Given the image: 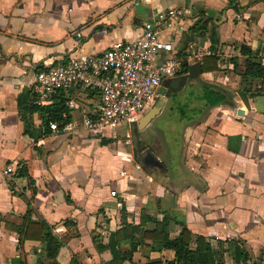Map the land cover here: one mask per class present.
<instances>
[{
	"label": "crops",
	"instance_id": "1",
	"mask_svg": "<svg viewBox=\"0 0 264 264\" xmlns=\"http://www.w3.org/2000/svg\"><path fill=\"white\" fill-rule=\"evenodd\" d=\"M167 7L190 11L185 28L173 36L178 51L212 48L228 57L223 64L218 56L225 70L201 75L217 76L215 86L231 95L211 108L202 102L204 111L197 114L206 111L205 117L196 121V114L185 123L177 154L158 136L156 116L137 131L141 150L152 149L164 164L162 174L137 167L132 125L139 120L102 135L49 130L43 112L29 106L36 72L73 51L100 53L114 41L135 39L144 21ZM199 19L208 20L204 36L189 32ZM241 44L258 50L264 64V0H0V264H41L44 242L23 240L18 230L27 219L53 226L63 241L60 264L72 257L105 264L111 249L99 251L95 235L106 245L124 213L139 224L142 210L162 219V209L176 219L170 236L185 221L191 246L209 243L216 264H264V91L251 97L238 88L231 57L245 62ZM63 98L75 105L68 107L73 116L100 100L96 91L79 87ZM101 137L113 140L102 144ZM160 145L168 149L167 160ZM8 165L13 172H4ZM155 227L153 220L145 225ZM174 257L173 250L147 239L124 264H166Z\"/></svg>",
	"mask_w": 264,
	"mask_h": 264
},
{
	"label": "built area",
	"instance_id": "2",
	"mask_svg": "<svg viewBox=\"0 0 264 264\" xmlns=\"http://www.w3.org/2000/svg\"><path fill=\"white\" fill-rule=\"evenodd\" d=\"M189 14L184 7L161 9L153 19L144 21L139 37L114 41L100 53L73 51L65 60L36 72L31 102L38 106L54 103L74 87L94 90L100 97L93 110L79 116H73L70 109L64 111L60 120L49 121L50 130H88L98 135L114 131L142 117L159 97L164 78L188 72V65L205 55L222 56L223 64L228 63L226 55L212 48L188 49L186 57L178 55L173 36L185 28ZM13 171L11 165L4 169L5 173ZM111 193L117 194L116 190Z\"/></svg>",
	"mask_w": 264,
	"mask_h": 264
},
{
	"label": "trees",
	"instance_id": "3",
	"mask_svg": "<svg viewBox=\"0 0 264 264\" xmlns=\"http://www.w3.org/2000/svg\"><path fill=\"white\" fill-rule=\"evenodd\" d=\"M207 21L197 20L189 28V32L192 35L204 36L207 29ZM216 35V29H212L210 36L215 42L214 37ZM240 53L246 58L244 63H241L239 57H231L232 70L239 75V90L241 93H245L248 96H254L255 92L264 91V64L262 61V55L258 50H253L247 44H241ZM187 46L178 51V55L186 57L189 53L186 51ZM202 71L210 72L214 70H223L224 68L219 64V57L215 55H205L201 57ZM260 81L258 84L257 82ZM201 93L198 95V99L204 104V108H211L219 104L227 102L231 93L220 86H215L208 82L201 83ZM20 106L23 105L22 101H19ZM32 109L41 110L44 114V123L50 130L48 123L51 120H60L64 111H69L68 106L61 94L54 103L47 106H38L32 102L29 103ZM204 108H197L196 111L203 113ZM193 118V117H192ZM191 118V119H192ZM48 130V131H49ZM112 138L101 137L102 144H107L112 141ZM20 174H25L26 170L21 167ZM123 203H121L122 206ZM124 213L125 208L122 206ZM30 210H27L28 215ZM164 216L162 219L149 216L144 210L141 212V221L139 224H134L127 221L125 213L123 214V224L115 232L110 235L109 243L102 245L97 241V236L93 238L95 240L96 247L99 251L105 248H110L112 252V258L105 264H124L126 261H130L133 257V253L139 245L145 244L147 239H150L152 243L159 242L164 248L171 249L175 252V257L172 260H168L166 264H216L215 259L209 243H206L204 249L193 248L191 246L192 231L188 228L185 221H181L182 228L180 232L175 236H170L171 224L176 221L175 217L168 213L167 209H162ZM148 220L156 222V227L152 230H147L145 225ZM21 232V238L24 239H37L44 242V250L40 255L41 264H60L58 261V255L61 247L63 246L62 239L53 231V226L45 220L33 221L30 219L25 220L18 228ZM128 243V247L123 249L121 245ZM69 264H80L79 261L72 257ZM146 264H161L160 262H148Z\"/></svg>",
	"mask_w": 264,
	"mask_h": 264
},
{
	"label": "rangeland",
	"instance_id": "4",
	"mask_svg": "<svg viewBox=\"0 0 264 264\" xmlns=\"http://www.w3.org/2000/svg\"><path fill=\"white\" fill-rule=\"evenodd\" d=\"M225 70V69H224ZM218 80L207 79L202 75L195 77L193 79H189L187 83L177 89L176 91H171L170 94L166 93L167 100L165 104L162 106L161 111L153 120V125L155 129H158V136L163 138L167 145L170 147L174 154L178 152V145L182 139V132L184 129V125L187 121H189L192 116L193 118L197 114L195 108L200 107L202 101L198 99V95L201 93V83H215L214 85H218L220 82ZM240 79L238 80V84ZM218 83V84H217ZM227 87L229 90L234 93V89L231 87L233 83L231 80L227 81ZM238 84L236 86H238ZM222 85V84H221ZM157 99L155 100V102ZM195 107V108H194ZM194 108V109H193ZM206 113V111H205ZM204 113V114H205ZM196 115V121L205 117V115ZM194 122V121H193ZM119 128V127H118ZM109 130H105V133H109ZM132 144V138L131 142ZM161 151V156L164 160L168 158V149L165 146L162 147L160 145L159 152Z\"/></svg>",
	"mask_w": 264,
	"mask_h": 264
},
{
	"label": "water",
	"instance_id": "5",
	"mask_svg": "<svg viewBox=\"0 0 264 264\" xmlns=\"http://www.w3.org/2000/svg\"><path fill=\"white\" fill-rule=\"evenodd\" d=\"M202 73V63L201 60H197L188 65V72L178 75L176 77H166L164 78L160 95L157 101L148 109L142 117L139 119L138 124H133V136H134V149H135V160L139 162L140 166L146 167L151 166L153 171L162 174L159 170H165V166L162 161L153 153L152 149L147 148L141 150V146L138 143V133L139 129H143L158 113H160L162 106L165 104L167 97L166 93L170 94L169 87L179 88L187 83L189 79L198 77Z\"/></svg>",
	"mask_w": 264,
	"mask_h": 264
},
{
	"label": "flooded vegetation",
	"instance_id": "6",
	"mask_svg": "<svg viewBox=\"0 0 264 264\" xmlns=\"http://www.w3.org/2000/svg\"><path fill=\"white\" fill-rule=\"evenodd\" d=\"M177 76H178V75H177ZM175 77H176V76H175ZM183 86H184V85H183ZM183 86H180V87H183ZM180 87H179V88H180ZM179 88H176V89H175V88L169 87V91H176V90L179 89Z\"/></svg>",
	"mask_w": 264,
	"mask_h": 264
}]
</instances>
